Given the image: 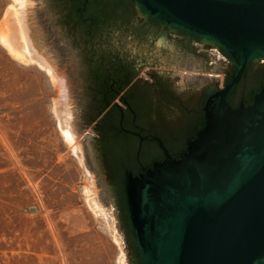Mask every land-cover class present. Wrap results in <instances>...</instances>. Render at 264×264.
<instances>
[{"label":"water","instance_id":"1","mask_svg":"<svg viewBox=\"0 0 264 264\" xmlns=\"http://www.w3.org/2000/svg\"><path fill=\"white\" fill-rule=\"evenodd\" d=\"M135 2L144 17L225 54H194L190 44L176 37L115 21V32L109 35L113 50L124 47L130 56L155 67L224 73L228 58L234 69L228 80L224 76L221 88L213 87L219 75L182 72L184 81L178 84L179 72L156 69L180 95L210 91L204 121L181 158H173L157 138L165 159L139 175L126 174L129 224L121 208L120 218L125 239L130 237L138 250L132 263L264 264V85L247 105L230 104L251 64L264 60V0ZM83 77L87 112L86 73Z\"/></svg>","mask_w":264,"mask_h":264},{"label":"rangeland","instance_id":"2","mask_svg":"<svg viewBox=\"0 0 264 264\" xmlns=\"http://www.w3.org/2000/svg\"><path fill=\"white\" fill-rule=\"evenodd\" d=\"M46 1L32 0L21 22L34 53L63 73L58 85L45 69L13 58L0 43V264H133L120 207L96 157L94 131L85 126V63ZM12 4L0 0V18ZM156 69L179 72L178 84L182 72L219 75L224 87V73ZM56 102L60 116H72L82 162L62 136ZM92 176L107 219L88 204Z\"/></svg>","mask_w":264,"mask_h":264},{"label":"flooded vegetation","instance_id":"3","mask_svg":"<svg viewBox=\"0 0 264 264\" xmlns=\"http://www.w3.org/2000/svg\"><path fill=\"white\" fill-rule=\"evenodd\" d=\"M46 2L54 8L56 18L85 62L89 96L85 126L94 131L93 141L101 169L129 224L125 192L127 172L139 175L144 167L165 159L157 138L162 140L173 158H181L204 121L210 89L180 95L159 75L155 66L130 56L124 47H120L119 52L113 50L109 37L115 32L111 30L114 28L112 21L124 26L131 23L146 25L149 32L176 37L179 42L190 44L194 54L204 51L211 56L224 51L186 32L174 31L151 17H144L138 12L135 0ZM121 34L116 36L118 41ZM224 60V74L228 80L234 67L228 58ZM148 64L150 66H146ZM144 68L151 69L147 70L148 77L143 74ZM262 85L264 60H258L251 64L247 76L232 93V108L250 103ZM213 87L221 86L214 84ZM129 244L131 258H138L135 243L130 241Z\"/></svg>","mask_w":264,"mask_h":264},{"label":"bare ground","instance_id":"4","mask_svg":"<svg viewBox=\"0 0 264 264\" xmlns=\"http://www.w3.org/2000/svg\"><path fill=\"white\" fill-rule=\"evenodd\" d=\"M15 1L16 4H12L10 10H7V12L3 15V18L0 20V43L13 58L27 63H36L40 68L45 69L51 75L54 84L58 85L60 80L59 78H63V73H57V68H55L48 59L44 58L42 55H36L34 53L32 41L29 39L24 24L21 22L25 20V12L33 4L32 0ZM55 104L56 115L61 117L59 119V127L61 129L62 136L71 147L72 151L80 157L82 162L84 150L77 137L76 131L73 128L72 116L69 113L64 114L65 117L64 115L60 116V109L57 107L58 102ZM86 193L89 199L88 204L94 211L95 215L102 216L107 219L109 213L104 207V204L100 201L96 180L93 176L91 177L90 186L86 189ZM110 227L115 242L121 246L120 239L116 232V227L113 225H110ZM120 258H123L122 254Z\"/></svg>","mask_w":264,"mask_h":264}]
</instances>
